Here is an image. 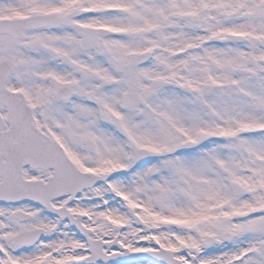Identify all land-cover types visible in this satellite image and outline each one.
<instances>
[{
	"label": "snow or ice",
	"instance_id": "snow-or-ice-1",
	"mask_svg": "<svg viewBox=\"0 0 264 264\" xmlns=\"http://www.w3.org/2000/svg\"><path fill=\"white\" fill-rule=\"evenodd\" d=\"M0 264H264V0H0Z\"/></svg>",
	"mask_w": 264,
	"mask_h": 264
}]
</instances>
